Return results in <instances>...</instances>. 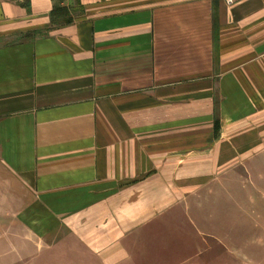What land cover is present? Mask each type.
<instances>
[{
  "label": "crops",
  "instance_id": "1",
  "mask_svg": "<svg viewBox=\"0 0 264 264\" xmlns=\"http://www.w3.org/2000/svg\"><path fill=\"white\" fill-rule=\"evenodd\" d=\"M255 71L264 0H0V171L67 215L158 203L184 156L241 132L229 79Z\"/></svg>",
  "mask_w": 264,
  "mask_h": 264
},
{
  "label": "rangeland",
  "instance_id": "2",
  "mask_svg": "<svg viewBox=\"0 0 264 264\" xmlns=\"http://www.w3.org/2000/svg\"><path fill=\"white\" fill-rule=\"evenodd\" d=\"M229 89L252 105L241 132L184 156L172 197L117 200L115 219L102 202L97 215H67V202L21 198L0 171V264H264V71L229 79Z\"/></svg>",
  "mask_w": 264,
  "mask_h": 264
},
{
  "label": "built area",
  "instance_id": "3",
  "mask_svg": "<svg viewBox=\"0 0 264 264\" xmlns=\"http://www.w3.org/2000/svg\"><path fill=\"white\" fill-rule=\"evenodd\" d=\"M227 2V4H233L239 0H225Z\"/></svg>",
  "mask_w": 264,
  "mask_h": 264
}]
</instances>
